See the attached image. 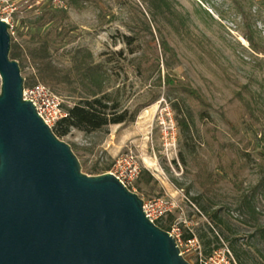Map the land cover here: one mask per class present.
Wrapping results in <instances>:
<instances>
[{
  "label": "rangeland",
  "instance_id": "1",
  "mask_svg": "<svg viewBox=\"0 0 264 264\" xmlns=\"http://www.w3.org/2000/svg\"><path fill=\"white\" fill-rule=\"evenodd\" d=\"M165 2L155 9L146 0H62L65 14L52 15L47 0H0V16L32 83L37 72L25 55L45 43L63 77L44 84L64 108L90 97L74 56L102 64L103 93L126 120L60 138L84 173L114 171L130 155L140 174L129 189L143 200L174 201L156 223L179 228L190 264L223 246L237 264H264V0ZM162 41L176 54L169 65ZM208 174L216 180L209 187Z\"/></svg>",
  "mask_w": 264,
  "mask_h": 264
},
{
  "label": "water",
  "instance_id": "2",
  "mask_svg": "<svg viewBox=\"0 0 264 264\" xmlns=\"http://www.w3.org/2000/svg\"><path fill=\"white\" fill-rule=\"evenodd\" d=\"M0 16V264H190L111 172L88 175L23 99Z\"/></svg>",
  "mask_w": 264,
  "mask_h": 264
},
{
  "label": "trees",
  "instance_id": "3",
  "mask_svg": "<svg viewBox=\"0 0 264 264\" xmlns=\"http://www.w3.org/2000/svg\"><path fill=\"white\" fill-rule=\"evenodd\" d=\"M153 8L161 9L164 6H168L165 0H146ZM52 15L54 14H65L64 8H48ZM250 41L251 38L249 37ZM161 49L164 54L169 53V57L166 58V65H169L168 60H176L175 52L169 47L167 42H161ZM90 55L89 52H86ZM21 53L16 50L15 45L12 43L10 48V57L13 59L20 58ZM74 56V70L81 77L82 82L88 88L89 96L85 97L77 104L71 107H65L67 111L66 117L58 120L52 127L54 134L62 138L70 132L71 128H78L85 132L100 130L101 128L109 124H117L126 120L124 114L117 113V106L115 102L109 103L103 93V85L106 74L100 63H86L85 56ZM35 66L37 76L36 81L33 83L25 78V85H32L36 82L41 81L42 83H48L52 80L61 79L63 76L59 74V70L54 66L50 60L49 52L46 48L45 43L39 47L29 50L25 55ZM19 66L20 61H19ZM169 79V76H166ZM39 80V81H38ZM181 91L187 96V98L202 108L210 106L206 98L195 88L189 86H180ZM186 126V125H185ZM204 182L208 185H213L216 180L212 178L211 174L206 175ZM157 224V223H156ZM160 228L169 231L168 229L158 225ZM186 239V237H184Z\"/></svg>",
  "mask_w": 264,
  "mask_h": 264
},
{
  "label": "built area",
  "instance_id": "4",
  "mask_svg": "<svg viewBox=\"0 0 264 264\" xmlns=\"http://www.w3.org/2000/svg\"><path fill=\"white\" fill-rule=\"evenodd\" d=\"M47 1L55 8L65 7L62 0ZM22 97L32 101L37 113L51 128L58 120L67 115V111L63 107L62 96L44 83L36 82L32 85H25L24 80ZM111 173L129 188L128 186L138 178L140 167L130 155H123L116 160L114 171ZM174 207V201L164 197L143 200L142 205L145 215L155 224L158 220L166 217ZM168 232L175 238L176 242L179 241L180 231L177 226L171 227ZM186 243L192 244L195 250L199 249V246L195 245V239H188ZM180 253L182 254L181 250ZM196 264H237V262L231 251L223 246L214 250L208 257L199 258Z\"/></svg>",
  "mask_w": 264,
  "mask_h": 264
}]
</instances>
